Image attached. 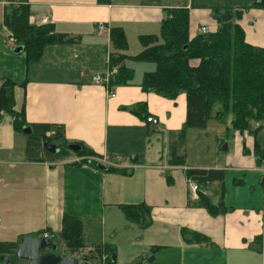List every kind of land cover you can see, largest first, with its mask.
<instances>
[{"label": "crops", "instance_id": "0c3cea01", "mask_svg": "<svg viewBox=\"0 0 264 264\" xmlns=\"http://www.w3.org/2000/svg\"><path fill=\"white\" fill-rule=\"evenodd\" d=\"M108 1L99 5L97 0H26L30 25H52L73 40L47 47L37 62L28 63L24 53L14 54L16 47L0 40V86L6 81L15 84L11 108L19 113L23 107L25 127L54 125L63 136L59 146L81 145L92 153L59 159L43 149L41 139L39 145L29 141L23 128H14V118L1 111L0 244L17 248L24 237L39 238L43 233L61 237L63 218L70 217L80 223L85 249L67 253L79 261L73 255L107 247L114 250V264H264L260 124L237 132L229 117L225 150L220 139L216 144L218 149L223 145L222 153L215 149L211 159L205 152L190 161L188 136L205 128H184V94L171 101L142 91L139 82L107 91L91 80L110 69L112 28L122 29L125 55L130 56V38L139 42L141 36H158L170 10H188L193 38L202 27L216 31L214 8H229L242 11L237 24L245 42L262 49L264 10L250 8L253 0ZM19 5L18 0H0L1 25L4 14ZM98 24L108 31L98 35ZM2 32L10 37L4 28ZM148 117L157 121L156 126L146 123ZM103 160L108 164H101ZM100 165L105 170L98 169ZM191 184L197 185L195 193ZM203 200L213 213L204 208ZM140 205L150 210L148 224L141 228L129 223L137 229H132L134 239L117 245V230H107L108 224L113 227L121 207Z\"/></svg>", "mask_w": 264, "mask_h": 264}, {"label": "trees", "instance_id": "16d2710c", "mask_svg": "<svg viewBox=\"0 0 264 264\" xmlns=\"http://www.w3.org/2000/svg\"><path fill=\"white\" fill-rule=\"evenodd\" d=\"M18 2L21 5L4 14L0 32L4 28L10 33L15 39L14 46L23 48L28 63L40 60L49 46L73 42L67 35L55 32L52 25H30L28 7L24 5L26 0ZM97 2L99 5L109 3L108 0ZM250 8L264 10V0H253ZM246 10L248 8L243 9ZM213 16L216 31L199 32L190 38L188 10H170L161 22L158 36L139 37L143 50L134 57L125 55L127 43L122 29L112 28L109 35L114 52L109 59V68L115 72L109 79L108 88L134 86V70L126 65L127 62L152 65V70L142 74L137 86L144 92L171 101L184 94L185 129H204L209 120L226 123L229 117L233 131L250 130L253 123L264 129V48L245 42L244 31L237 24L242 11L214 8ZM14 86L10 81L0 86V112L10 114L14 118V128L20 130L25 127L24 113L23 107L19 113L12 111L10 92ZM31 131L28 140L38 145L42 138L49 143L63 140L60 128L54 125H32ZM51 131L53 136L46 138L45 133ZM180 135L184 136V129ZM61 146L57 156L65 159L69 155L65 150L67 146ZM79 146V156L92 157V153ZM202 203L209 213H213L207 200ZM120 209L128 223L141 228L148 224L150 210L146 206H123ZM61 237L71 254L85 249L81 242L80 223L70 217L63 218ZM15 248L16 245L0 244V257L12 256ZM113 255V249L94 247L82 254L80 260L88 263L107 257L105 264H114Z\"/></svg>", "mask_w": 264, "mask_h": 264}, {"label": "rangeland", "instance_id": "374dc122", "mask_svg": "<svg viewBox=\"0 0 264 264\" xmlns=\"http://www.w3.org/2000/svg\"><path fill=\"white\" fill-rule=\"evenodd\" d=\"M212 21V25L215 24L214 20ZM0 25H1V19H0ZM216 27V26H215ZM212 29V28H211ZM158 32V30H157ZM156 32V34H157ZM8 33L6 32H2L0 33V40L1 42H6L8 44ZM6 44V45H7ZM9 45V44H8ZM129 49H128V53L130 56H135L136 54H138L141 51V46L140 43L138 42V40L136 39V37H132L129 40ZM126 65L130 68H132L134 70V82H139L142 74L144 72H148L152 70V65H147V64H138V63H134V62H127ZM227 123H219L216 120H209L206 124V127L204 130H196L193 132H190L189 136H188V140H187V154L189 156V160L190 161H194L196 160L198 157H202L200 155H198L199 153L204 154L205 152L207 153V159H211L210 157H213V155L215 154V149L218 150V152L220 151V153H222L221 149L223 147V145L226 144L225 142V134H226V128L228 125H226ZM220 139H223V145L218 149L217 148V144L220 143ZM41 141L44 143H49L46 142L44 140V138L41 139ZM217 143V144H216ZM51 144V143H49ZM55 146H59V143L55 142L53 143ZM62 147L61 145L58 147L60 148ZM65 150L69 153L70 156L72 157H76L79 156V154L77 153H73L70 150H68L67 148H65ZM191 157V158H190ZM194 159V160H191ZM113 227H110V223L108 224V228L109 229H116L117 230V245H125L128 242H130V240L134 239L133 234H135V232L137 231V229L134 226H131V224H129L128 222H126L125 217L123 215L122 212H120L119 210H117V218L114 221V225L112 223ZM132 229H135L134 233H132ZM106 230V231H107ZM107 233H109L107 231ZM53 242L57 245V252H64L67 253V249L66 247H63V243L60 237V234H57L54 238L52 237ZM264 246V244H261V247ZM264 249V247H263ZM127 251H130L129 249H127ZM69 252V251H68ZM70 254V253H69ZM75 257H81L80 255H73ZM106 256V255H105ZM9 259L11 260L12 264L14 263V257H9ZM17 261V264H24L22 263V261ZM107 263V257H102L101 261H93L90 264H105Z\"/></svg>", "mask_w": 264, "mask_h": 264}, {"label": "water", "instance_id": "95a60500", "mask_svg": "<svg viewBox=\"0 0 264 264\" xmlns=\"http://www.w3.org/2000/svg\"><path fill=\"white\" fill-rule=\"evenodd\" d=\"M22 51V47H16L13 53L20 54ZM23 133L29 135L31 134V130L28 127H24ZM225 148L224 145L223 150ZM43 149L53 154L59 152L57 146L49 143H44ZM67 149L73 153L81 151V147L78 145H68ZM133 158L136 157H131V161H133ZM98 169L105 170V167L100 165ZM13 257L24 264H88L72 257L69 253H57V245L51 239L43 237H24L21 244L13 252ZM16 260H14L13 264H17ZM112 260H114V255L112 256ZM3 264H12V262L9 258H4Z\"/></svg>", "mask_w": 264, "mask_h": 264}, {"label": "built area", "instance_id": "2783aa9c", "mask_svg": "<svg viewBox=\"0 0 264 264\" xmlns=\"http://www.w3.org/2000/svg\"><path fill=\"white\" fill-rule=\"evenodd\" d=\"M108 30L106 29L105 25L104 24H98L97 27H96V32L98 35H103L104 33H106ZM200 33H207V30L202 27L200 28ZM8 42L11 44V45H14L15 44V39L12 38V37H9L8 38ZM115 70H108L106 73H104L103 75H94L91 77V80L94 84H97V85H100V86H103L106 88V90L108 91V84H109V79L110 77L114 74ZM111 97H113L112 93H111ZM146 123L147 124H151L152 126H156L157 124V121L152 118V117H148L146 118ZM103 165H107L108 163L106 161H101ZM190 188L192 190L193 193H195L197 191V185L195 184H191L190 185ZM42 237L43 238H46V239H52L53 236H50L46 233H43L42 234ZM262 255L264 256V249H262Z\"/></svg>", "mask_w": 264, "mask_h": 264}, {"label": "flooded vegetation", "instance_id": "af4514ba", "mask_svg": "<svg viewBox=\"0 0 264 264\" xmlns=\"http://www.w3.org/2000/svg\"><path fill=\"white\" fill-rule=\"evenodd\" d=\"M57 253H61V252H57ZM62 254H65V253H62ZM3 260L4 258L0 257V264H3Z\"/></svg>", "mask_w": 264, "mask_h": 264}]
</instances>
